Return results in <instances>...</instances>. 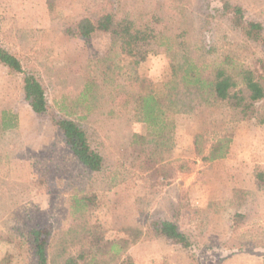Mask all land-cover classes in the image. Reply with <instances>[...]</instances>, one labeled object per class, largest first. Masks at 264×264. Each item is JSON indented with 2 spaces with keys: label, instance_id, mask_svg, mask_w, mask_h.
Returning <instances> with one entry per match:
<instances>
[{
  "label": "rangeland",
  "instance_id": "374dc122",
  "mask_svg": "<svg viewBox=\"0 0 264 264\" xmlns=\"http://www.w3.org/2000/svg\"><path fill=\"white\" fill-rule=\"evenodd\" d=\"M224 1L264 27V0ZM108 12L166 37L169 50L132 68L108 33L88 40L64 33ZM0 46L37 77L48 106L47 115L33 114L22 75L0 65V116L17 117L14 129L0 123V264H32L25 232L45 224L67 230L71 201L83 194L96 196L87 219L104 239L166 220L188 238L183 248L146 232L129 252L135 264H264V126L235 107L243 88L225 101L201 99L177 75L189 60L209 68L226 58L264 75V46L231 26L221 0H0ZM145 95L172 106L168 141L147 136L138 105ZM255 107L264 112V100ZM51 116L85 130L103 159L100 172L74 159ZM222 139L230 141L226 157L205 161ZM138 155L167 165L164 174L143 170Z\"/></svg>",
  "mask_w": 264,
  "mask_h": 264
},
{
  "label": "trees",
  "instance_id": "16d2710c",
  "mask_svg": "<svg viewBox=\"0 0 264 264\" xmlns=\"http://www.w3.org/2000/svg\"><path fill=\"white\" fill-rule=\"evenodd\" d=\"M221 14L228 16L231 26L249 42L264 46V27L258 21L245 19L240 5H233L221 0ZM108 33L116 42L128 64L136 68L151 54L157 55L169 50L170 40L162 35H154L134 27L129 20H117L112 13H105L95 19L81 18L67 26L64 33L80 40H88L94 33ZM186 62V61H185ZM184 62V63H185ZM0 65L11 74L22 75L24 101L36 116H45L48 106L42 84L34 74L23 70L19 59L0 46ZM183 67V65H182ZM178 78L181 88L188 95L193 91L201 99L219 101L228 100L238 87L242 89L235 94V107L247 120L264 126V112H259L255 105L264 100V75L253 72L243 66L232 65L226 58L209 68L197 66L190 60L180 69ZM90 85L85 86V91ZM142 122L146 134L157 141H168L174 130L172 106L157 96L145 95L138 99ZM16 115L9 116L5 111L0 116L2 130L16 127ZM52 124L62 135L65 146L74 159L88 172L98 173L103 168V159L89 143L85 130L67 117L51 116ZM230 141H217L204 157L207 162L223 159L229 151ZM139 167L164 174L167 165L160 164L152 157L138 155ZM243 197L239 199L242 200ZM97 207L96 196L83 194L73 197L71 225L61 231L51 224L32 227L24 234L27 248L32 252V264H135L129 252L136 246L145 233L163 237L183 248H189L188 238L182 234L172 220L152 221L145 230L138 227L122 228L120 237L104 239V231L96 224H89L88 214Z\"/></svg>",
  "mask_w": 264,
  "mask_h": 264
},
{
  "label": "crops",
  "instance_id": "0c3cea01",
  "mask_svg": "<svg viewBox=\"0 0 264 264\" xmlns=\"http://www.w3.org/2000/svg\"><path fill=\"white\" fill-rule=\"evenodd\" d=\"M215 161H217V160H215ZM242 190H245L244 187H239V189L237 188V191H235L234 195L235 194H238V195L241 194L240 197H242V194L244 193Z\"/></svg>",
  "mask_w": 264,
  "mask_h": 264
}]
</instances>
